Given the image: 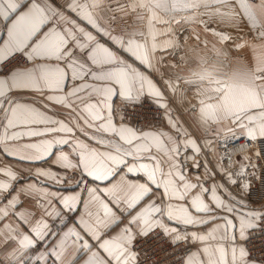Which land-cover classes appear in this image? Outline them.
I'll return each mask as SVG.
<instances>
[{"label":"snow or ice","instance_id":"obj_1","mask_svg":"<svg viewBox=\"0 0 264 264\" xmlns=\"http://www.w3.org/2000/svg\"><path fill=\"white\" fill-rule=\"evenodd\" d=\"M103 2L0 0V264H264V104L241 102L231 133L193 138L170 107L190 81L160 72L176 42L106 31ZM173 3L264 64V0ZM207 75L226 110L241 104L235 83ZM145 101L176 135L144 130ZM208 151L214 166L190 179Z\"/></svg>","mask_w":264,"mask_h":264},{"label":"crops","instance_id":"obj_2","mask_svg":"<svg viewBox=\"0 0 264 264\" xmlns=\"http://www.w3.org/2000/svg\"><path fill=\"white\" fill-rule=\"evenodd\" d=\"M195 14V9H186L179 3L174 4L173 0H168L166 7H158L154 0H104L102 6L96 10V17L100 26L125 40L134 38L143 42L146 47L151 46L153 35L159 37L161 44L164 40H174L176 42L175 47L169 48L167 52L157 53L158 56H163L160 72L166 78L179 79L180 81L187 79L185 72L173 71L178 65L185 64V61H187L186 68H198L200 65H204L207 71L212 72L216 77H223L236 70V65L231 60L232 56L243 54L248 59L249 64L256 63L251 58L250 50H242L239 53L238 50H234L231 42L223 45V47L229 49L230 56H224L221 51H216L220 45L215 44V38L210 31H205L198 24L189 26L183 23V17ZM175 18H181L179 26L175 24ZM170 29L174 32V35H166ZM219 30L235 34L228 28ZM246 38L252 39L251 35H247ZM205 55L207 59H204ZM187 80L190 83L187 85L181 84L183 95L178 98L179 102H177V98H173L170 101V107L174 118L184 125L193 138L200 141L202 136L196 132L192 120V112L195 110L192 104L195 101L191 97L194 89L200 84L211 83L209 80L205 81L203 79L199 81ZM250 99L241 85L237 83L234 94L235 102H248ZM145 130L167 131L172 135H176L167 123L165 129ZM219 151H223V149H219L218 153ZM197 159L201 164L199 169L192 168L191 162H189L188 175L190 179L197 173L202 174L205 160L208 161L209 167H213L216 157L211 151H208L202 152Z\"/></svg>","mask_w":264,"mask_h":264},{"label":"clouds","instance_id":"obj_3","mask_svg":"<svg viewBox=\"0 0 264 264\" xmlns=\"http://www.w3.org/2000/svg\"><path fill=\"white\" fill-rule=\"evenodd\" d=\"M242 50H247V48H241L238 52L241 53ZM216 51H221L224 56H230L229 49L223 47V45L218 46ZM204 59H207L206 55ZM231 60L236 65V70L223 77L213 75L211 78H219L235 84L239 83L245 93L251 98L250 100L257 99L260 104H264V75L257 72V67L264 69V64H249L248 59L243 54L232 56ZM186 63L187 61H185V64L178 65L173 71L185 72L186 78L190 80H209L208 71L204 65H200L198 68H186ZM215 87L218 86L204 83L194 89L191 97L195 101L192 104L193 109H195L192 112L194 126L199 128L201 133L208 135H216L217 130L231 133L235 130L236 125L234 120L238 118V113H241L243 108H247L250 105L248 103H241L236 108L226 110L220 102L221 94L211 91ZM208 105L216 107L213 110H207ZM200 107L206 108L205 113H200ZM185 131L187 132V129Z\"/></svg>","mask_w":264,"mask_h":264},{"label":"built area","instance_id":"obj_4","mask_svg":"<svg viewBox=\"0 0 264 264\" xmlns=\"http://www.w3.org/2000/svg\"><path fill=\"white\" fill-rule=\"evenodd\" d=\"M143 113L151 117L149 122L146 124L145 129H162L164 125V120L162 116L157 115L155 112V105H152L151 102L145 101L144 108L141 109ZM145 125V121H140L138 126ZM250 142L245 141L243 138L233 142V145H230V149L233 153L234 158H238L244 154V146Z\"/></svg>","mask_w":264,"mask_h":264},{"label":"rangeland","instance_id":"obj_5","mask_svg":"<svg viewBox=\"0 0 264 264\" xmlns=\"http://www.w3.org/2000/svg\"><path fill=\"white\" fill-rule=\"evenodd\" d=\"M151 102V101H149ZM166 128V121L164 120V125H163V128L162 129H165Z\"/></svg>","mask_w":264,"mask_h":264}]
</instances>
